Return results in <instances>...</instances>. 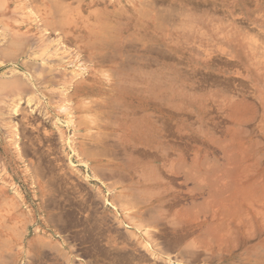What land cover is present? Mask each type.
Instances as JSON below:
<instances>
[{"label":"rangeland","instance_id":"rangeland-1","mask_svg":"<svg viewBox=\"0 0 264 264\" xmlns=\"http://www.w3.org/2000/svg\"><path fill=\"white\" fill-rule=\"evenodd\" d=\"M103 1L0 0V264H264V171L259 166L252 173L251 166L245 174L241 157L248 150L236 146L237 132L233 185L214 194L219 207L202 210L218 220L202 253L196 236L202 232L203 242L209 219L175 228L156 223L143 212L147 193L141 186L130 190L121 179L105 185V193L88 177L93 153L120 166L143 142L139 132L123 128L129 111L123 105L137 92L132 78L156 73L163 57L157 44H133L134 33L140 40L154 36L151 17L143 16L148 13L134 12L135 0ZM214 6L229 11L237 38V23H247L252 47L262 52L264 0H215ZM252 79L262 86V75ZM241 88L235 85L236 92ZM261 126L254 124L252 139H262ZM123 196H133L136 206ZM138 222L146 228L135 227ZM177 239L181 255L167 247Z\"/></svg>","mask_w":264,"mask_h":264},{"label":"crops","instance_id":"crops-1","mask_svg":"<svg viewBox=\"0 0 264 264\" xmlns=\"http://www.w3.org/2000/svg\"><path fill=\"white\" fill-rule=\"evenodd\" d=\"M96 1L101 5L103 0ZM156 2H164L167 9H149L155 38L141 43L157 44L166 56L174 54L177 60L161 53L164 56L156 73L147 70L132 78L137 92L131 95L130 104L123 105L131 112H126L128 118L122 125L139 132L143 142L134 148L131 145L132 151L128 158L120 159V166L106 163L100 156L90 158L88 177L101 184L105 193L108 184L121 179L130 190L141 186L147 192V204L142 208L154 210L148 214L158 219L156 223L175 228L198 226L209 219L203 242L202 232L199 239L196 236L198 250L208 251V229L218 221L208 212L219 207L214 194L233 185L230 162L236 132L240 135L236 146L248 150L241 157L245 174L250 175L251 166L252 173L259 166L264 171V46L257 52L250 42V26L237 23L243 51L236 52L231 44L235 21L229 18V11L222 13L213 7L215 0ZM255 74L262 75V88L253 81ZM235 85L243 91L236 92ZM227 120L228 126L224 125ZM254 124L262 125V139L250 137ZM203 209L208 210L206 214ZM215 248L218 246L210 251Z\"/></svg>","mask_w":264,"mask_h":264},{"label":"bare ground","instance_id":"bare-ground-1","mask_svg":"<svg viewBox=\"0 0 264 264\" xmlns=\"http://www.w3.org/2000/svg\"><path fill=\"white\" fill-rule=\"evenodd\" d=\"M23 1H24V0H23ZM33 1H34V0H33ZM154 1H155V0H135V2H136V4H137V7H135V9L133 8V10H134L135 13H136L138 10L141 11V12H142V11H143V12H146V13L149 12V9H151V10H153V9H155V10H159V9L162 10V8H161V7H158V6H159V4H162V6H163L165 3H164V2H156V1H158V0H156L155 3H154ZM199 1H201V0H199ZM26 2H27V1H26ZM103 2H104V1H103ZM224 2H225V1H224ZM36 3H37V2H36ZM55 3H56V2H55ZM55 3H54L53 5H56V6H57V4H55ZM204 3H205V2H204ZM207 3H208V1H207ZM42 4H43V3H42ZM209 4H210V6H211V3H209ZM209 4H208V5H209ZM30 5H31V4H30ZM36 5H37V4H36ZM201 5H202V3H201ZM222 5H223V4H222ZM25 6H26V5H25ZM34 6H35V5H34ZM50 6L52 7V5H50ZM58 6H59V4H58ZM160 6H161V5H160ZM175 6H176V5H175ZM196 6H197V5H196ZM199 6H200V5H199ZM206 6H207V5H206ZM38 7H39V6H38ZM170 7H172V9L174 8L173 5L170 6ZM197 7H198V6H197ZM211 7H212V6H211ZM211 7H210V8H211ZM214 7H215V6H214ZM263 7H264V6H263ZM0 8H1V7H0ZM52 8H53V7H52ZM52 8H51V9H52ZM200 8H201V7H200ZM163 9H167V8L164 6ZM219 9H220V8H219ZM48 10H49V9H48ZM174 10H175V8H174ZM49 11H51V10H49ZM176 11H177V10H176ZM211 11H213V10H211ZM217 11H218V10H217ZM63 12H64V11H63ZM158 12H161V11H158ZM158 12L155 11V14H154V15L156 16ZM165 12H166V11H165ZM165 12H164V13H165ZM51 13H53V12H51ZM152 13H153V12H152ZM219 13H220V12H219ZM176 14H177V13H176ZM176 14H175V15H176ZM217 14H218V13H217ZM48 15H49V14H48ZM57 15H58V14H57ZM61 15H62V14H61ZM145 15L149 16V13H148V14H144L143 16H145ZM161 15H162V14H161ZM164 15H165V14H164ZM164 15H163V17H164ZM173 15H174V14H173ZM173 15H172V17H173ZM50 16L53 17V15H50ZM134 16L136 17V15H134ZM165 16H166V15H165ZM169 16H171V13H169V14L167 15V17H169ZM180 16H182V15H180ZM61 17H62V16H61ZM94 17H95V16H94ZM139 17H140V16H139ZM172 17H171V18H172ZM31 18H33V17H31ZM63 18H64V17H63ZM140 18H141V17H140ZM173 18H174V17H173ZM175 19H176V18H175ZM241 19H242V18H241ZM164 20H165V19H164ZM32 21H34V20H32ZM166 21H167V20H166ZM170 21H171V20H170ZM172 21H173V20H172ZM245 21H246V20H245ZM44 22H45V21H44ZM50 22H51V21H50ZM241 22H242V21H241ZM44 24H45V23H44ZM51 24H52V23H51ZM161 24H162V23H160V25H161ZM235 24H236V23H235ZM246 24H247V23H246ZM246 24H245V25H246ZM49 25H50V23H49ZM158 25H159V24H158ZM158 25H157V26H158ZM161 26H162V25H161ZM174 26H175V25H174ZM44 27H45V26H44ZM47 27H48V26H47ZM171 27H172V26H171ZM177 27H178V26H177ZM50 28H51V27H50ZM157 28H158V27H157ZM239 28H240V27H239ZM161 29H162V28H161ZM165 29H166V28H165ZM0 30H1V29H0ZM244 30H245V29H244ZM249 30H250V29H249ZM256 32H258V31H256ZM259 32H260V31H259ZM45 34H46V33H45ZM135 34H136V33H134V35H132V36L134 37V39H132V41H135V40H136V42H133V44H134V43H137L138 40H139V42L141 41V42H145V43H146V41H150V40H152V39L155 38V37L153 36V37H151V38H149V39L146 38V39H142V40H140L139 38H137V36H135ZM152 34H153V33H152ZM249 35H250V34H249ZM250 36H251V35H250ZM257 36H259V35H257ZM206 37H207V36H206ZM261 37H262V36H261ZM161 38H162V37H161ZM243 38H245V37H243ZM251 38H252V37H251ZM163 39H164V38H163ZM195 41H196V40H195ZM128 42H129V41H128ZM248 42H249V41H248ZM129 43H130V42H129ZM155 43H156V42H155ZM165 43H166V42H165ZM12 44L14 45L13 42H12ZM137 44H138V43H137ZM231 44H240V45L243 46V44H241V38H240V37L237 38L236 36L234 37V39H233V43H231ZM135 45H136V44H135ZM145 45H146V44H145ZM214 45H215V44H214ZM149 46H150V44H149ZM127 47H130V46L127 45ZM145 47L149 48L148 46H145ZM13 48H14V47H13ZM132 48H133V47H132ZM161 48H162V47H161ZM163 48H164V47H163ZM151 50L153 51V49H151ZM155 50H156V49H155ZM255 50H256V49H255ZM159 51H161V50H159ZM159 51H157V52H158L159 55H161V54L159 53ZM162 51H163V50H162ZM162 51H161V52H162ZM157 52H156V53H157ZM237 52L239 53V51H237ZM9 53H10V52H9ZM153 53H154V52H153ZM162 53H164V55H165V56H164V55L162 54V55L164 56V58H165V57H166V58L168 57V59H170L172 56H174V54L171 55V57H170L169 54H167V56H166V51H165V52H162ZM241 53H242V52H241ZM92 54H93V53H92ZM6 55H7V54H6ZM11 55H12V54H11ZM11 55L8 56V58H9V57H12ZM155 55H156V54H155ZM203 55H204V54H203ZM13 56H14V55H13ZM94 56H95V55H94ZM94 56H93V58H97V59L103 57V56H101V57L99 56V57H98V55H96L97 57H94ZM90 57H91V56H90ZM169 57H170V58H169ZM93 58H90V59L93 61V60H95V59H93ZM104 58H105V56H104ZM6 59H7V58H6ZM155 59H156V58H155ZM171 59H172V58H171ZM173 59H176L175 56L173 57ZM11 60H12V59H11ZM102 60H103V59H102ZM176 60H177V59H176ZM213 60H214V59H213ZM7 61H8V60H7ZM103 61H104V60H103ZM173 61H174V60H173ZM149 62H150V61H149ZM149 62H148V63H149ZM161 62H162V61H161ZM99 63H100V62H99ZM152 63H153V61H152ZM159 63H160V62H159ZM225 63H226V62H225ZM231 63H232V62H231ZM228 64H229V62L227 63V66H228ZM237 64H238V63H237ZM185 65H186V64H185ZM230 65H231V64H230ZM233 65H234V63H233ZM233 65H232V66H233ZM150 66H151V65H150ZM177 66H178V65H177ZM235 66H236V63H235ZM142 67H144V66H142ZM140 68H141V67H140ZM162 68H163V67H162ZM141 69H142V68H141ZM142 70H143V69H142ZM163 70H165V69L163 68ZM163 72H164V71H163ZM166 72H167V71H166ZM187 72H188V71H187ZM194 72H196V71H194ZM144 73H146V72L144 71ZM147 74H148V73H147ZM144 75H146V74H144ZM77 76H78V75H77ZM137 76H138V75H137ZM140 76H141V75H140ZM161 76H162V75H161ZM143 77H144V76H143ZM143 77H142V78H143ZM168 77H169V76H168ZM189 77H190V76H189ZM206 78H207V77H206ZM17 79H18V78H17ZM162 79H163V78H162ZM192 79H193V78H192ZM207 79H208V78H207ZM18 80H19V79H18ZM163 80H164V79H163ZM164 81H165V80H164ZM210 81H211V80H210ZM19 82H20V81H19ZM23 82H24V81H23ZM175 82H176V81H175ZM18 84H20V83H18ZM84 84H85V83H84ZM245 84H246V83H245ZM86 86H87V85H86ZM183 86H184V85H183ZM189 86H190V85H189ZM258 86L262 88L261 85L258 84ZM226 87H227V86H226ZM77 88H78V87H77ZM182 88H183V87H182ZM200 88H201V87H200ZM83 89H84V88H83ZM241 89H242V88H241ZM183 90H184V89H183ZM185 90H186V89H185ZM187 90H188V89H187ZM89 91H90V90H89ZM94 91H95V90H94ZM62 92H63V91H62ZM91 92H92V91H91ZM63 94H64V93H63ZM72 96H73V95H72ZM68 97H69V96H68ZM72 98H73V97H72ZM28 101H29V100H28ZM68 101H69V100H68ZM18 104H19V103H18ZM77 106H78V105H77ZM79 106H80V105H79ZM18 107H19V106H18ZM81 107H82V106H81ZM70 108H71V107H70ZM14 109H15V108H14ZM11 112H12V111H11ZM16 112H17V111H16ZM19 112H20V111H19ZM129 112H131V111H129ZM134 112H135V111H134ZM12 113H14V112H12ZM22 114H24V113H22ZM124 114H125V113H124ZM10 115H11V114H10ZM93 115H94V114H93ZM21 116H22V115H21ZM123 116H125V115H123ZM131 116H132V115H131ZM96 117H97V116H96ZM99 117H100V116H99ZM121 117H122V116H121ZM119 118H120V117H119ZM125 118H126V116H125ZM2 119H3V118H2ZM88 119H89V118H88ZM129 119H130V118H129ZM16 124H17V123H16ZM113 124H114V123H113ZM113 124H111V125H113ZM165 124H166V123H165ZM78 125H79V124H78ZM114 125H115V124H114ZM16 126H17V125H16ZM16 126H15V127H16ZM26 126H27V125H26ZM116 127H117V126H116ZM16 130H17V129H16ZM23 131H24V130H23ZM126 132H127V131H126ZM161 133H162V132H161ZM112 134H113V133H112ZM137 134H138V133H137ZM117 135H118V133H117ZM20 136H21V135H20ZM102 138H104V137H102ZM98 139H99V138H98ZM45 143H46V142H45ZM104 143H106V142H104ZM108 143H109V141H108ZM108 143H107V144H108ZM88 144H89V143H88ZM91 144H92V143H91ZM100 144H101V143H100ZM102 145H103V144H102ZM109 145H110V143H109ZM111 145H112V144H111ZM114 145H115V144H114ZM21 146H22V145H21ZM91 146H92V145H91ZM104 146H105V144H104ZM116 146H118V145H116ZM119 146H120V145H119ZM133 146H134V145H133ZM78 147H79V146H78ZM96 147H97V146H96ZM112 147H113V146H112ZM114 147H115V146H114ZM24 149H25V147H24ZM89 149H90V148H89ZM92 149H93V148H92ZM98 149H99V148H98ZM94 150H95V149H94ZM24 151H25V150H24ZM101 151H102V150H101ZM94 152H95V151H94ZM109 152H110V151H109ZM111 152H112V151H111ZM145 152H146V151H145ZM167 152H169V151H167ZM19 153H20V152H19ZM24 153H25V152H24ZM100 153H101V152H100ZM106 153H107V152H106ZM114 153H115V152H114ZM155 153H156V152H155ZM155 153H154V154H155ZM97 154H98V153H97ZM97 154H96V155H97ZM111 154H112V153H111ZM118 154H119V153H118ZM141 154H142V153H141ZM146 154H148V153H146ZM156 154H157V153H156ZM166 154H168V153H166ZM100 155H101V154H100ZM109 155H110V154H109ZM113 155H114V154H113ZM92 156H93V155H92ZM145 156H146V155H145ZM148 156H149V155H148ZM154 156H155V155H154ZM94 157H95V155H94ZM97 157H98V156H97ZM104 157H105V155H104ZM112 157H113V156H112ZM116 157H117V156H116ZM119 157H120V156H119ZM152 157H153V156H152ZM158 157H159V156H158ZM114 158H115V156H114ZM163 158H164V157H163ZM94 159H95V158H94ZM115 159H116V158H115ZM161 159H162V158H161ZM118 160H119V159H118ZM40 164H41V163H40ZM47 167H48V166H47ZM47 167H46V168H47ZM36 168H37V167H36ZM40 168H41V166H40ZM148 168H149V167H148ZM37 169H38V168H37ZM42 170H43V169H42ZM162 171H163V170H162ZM164 171H165V170H164ZM161 173L164 175V177H166V175L164 174V172H161ZM36 174H37V172H36ZM40 174H41V173H40ZM162 174H161V175H162ZM169 175H170V174H169ZM132 176H133V175H132ZM38 177H39V175H38ZM126 177H127V176H126ZM167 177H169V176H167ZM167 177H166V178H167ZM123 178H124V177H123ZM128 178H129V177H128ZM128 178H127V179H128ZM171 178H172V177H171ZM171 178H170V179H171ZM44 179H45V178H44ZM117 180H118V179H117ZM122 180H123V179H122ZM129 180H130V179H129ZM123 181H124V180H123ZM123 181H122V182H123ZM148 181H150V180H148ZM171 181H172V179H171ZM118 182H119V181H118ZM118 182H117V184L119 185ZM126 182H127V181H126ZM51 184H52V183H51ZM120 184H121V183H120ZM123 184H124V183H123ZM51 186H52V185H51ZM124 190H125V189H124ZM126 190H127V189H126ZM141 190H142V189H141ZM118 191H119V190H118ZM150 191H151V190H150ZM136 192H137V191H136ZM144 192H146V191L144 190ZM138 193H139V191H138ZM141 193H142V192H141ZM146 193H147V192H146ZM127 195H128V194H127ZM132 195H133V194H132ZM134 195H135V194H134ZM215 195H216V193H215ZM120 196H121V195H120ZM68 197H69V196H68ZM116 197H119V196H116ZM123 197H124V196H123ZM123 197H122V199L124 200V202H125L126 199L128 200V202H127V200H126L127 204L130 203L131 199L133 198V196H132V198H131V196H130L131 199L129 198V196H128V197L126 196L127 198L124 197L125 199H124ZM53 198H54V197H53ZM128 198H129L130 200H129ZM134 198H135V197H134ZM214 198H215V197H214ZM55 199H56V198H55ZM118 199H120V198H118ZM132 200H133V199H132ZM134 200L136 201V199H134ZM134 200H133V202H135ZM45 201H46V200H45ZM168 201H169V200H168ZM133 202H131V204H132ZM146 202H147V199H146ZM69 203H70V202H69ZM163 203H164V202H163ZM163 203H162V205H163ZM165 203H166V202H165ZM119 204H120V203H119ZM127 204L125 203V205H123V206H129V205H127ZM133 204L135 205L136 202L133 203ZM133 204H132V206H133ZM137 204H139V203H137ZM173 204H174V203H173ZM177 204H178V203H176V205H177ZM43 205H44V204H43ZM141 205H142V204H141ZM167 205H170V204H168V202H167ZM167 205H166V206H167ZM72 206H73V205H72ZM135 206H136V205H135ZM135 206L132 207V208H135ZM56 207H59V206H56ZM129 207H130V206H129ZM168 207H169V206H168ZM126 208H127V207H126ZM72 209H73V208H72ZM153 209H155V207H154ZM141 210H142V209H141ZM150 210H151V212L154 211V210L152 211V209L150 208V209H147V210H145V211H143V212H145V213L148 215V212H150ZM75 211H76V210H75ZM147 211H148V212H147ZM126 212H127V211H126ZM155 212H156V211H155ZM136 213H137V212H136ZM143 214H144V213H141V215H143ZM146 214H145V215H146ZM152 214H154V213H152ZM145 215H143V216H145ZM133 216H134V215H133ZM177 216H178V215H177ZM128 217H129V216H128ZM128 217H127V218H128ZM130 218H132L131 220H137V219H135L134 217H130ZM130 218H129V220H130ZM145 218H146V217H145ZM182 219H183V218H182ZM173 220H174V219H173ZM139 221H140V219H139ZM142 221H143V222H142ZM145 221H146V220H145ZM179 221H180V220H179ZM130 222H132V221H130ZM146 222H147L148 225L151 223V222L148 223L149 221H146ZM141 223H143L142 225L144 226V223H145L144 220H141ZM89 224H90V223H89ZM139 224H140L139 222H138V225L135 224V227H136V226L139 227V226L141 225V224H140V225H139ZM145 224H146V223H145ZM147 224H146L145 226H147ZM164 224H165V223H164ZM142 225L140 226L141 228H146V227H142ZM100 226H101V225H100ZM177 226H178V225H177ZM138 227H137V228H138ZM99 228H100V227H99ZM89 229H90V228H89ZM91 229H92V228H91ZM95 229H96V228H95ZM97 229H98V228H97ZM87 230H88V229H87ZM165 230H166V229H165ZM182 230H183V229H182ZM93 231H94V230H93ZM99 232H100V229H99ZM143 234H144V233H143ZM149 234H150V233H149ZM85 235H86V234H85ZM147 235H148V234H147ZM155 235H156V234H154L153 236H155ZM189 235H190V234H189ZM128 236H129V235H128ZM149 236H150V235H149ZM149 236H148V237H149ZM160 236H161V235H160ZM148 237H147V239H148ZM156 237H157V236H156ZM162 237H163V236H162ZM165 237H166V236H165ZM165 237H164V239H165ZM123 238H124V237H123ZM160 238H161V237H160ZM121 239H122V238H121ZM161 239H162V238H161ZM166 239H167V241H168V238H166ZM157 240H158V239H157ZM159 240H160V239H159ZM177 240H178V239H177ZM127 241H128V240H127ZM153 241H154V240H153ZM153 241H152V242H153ZM161 241L163 242V241H166V240H161ZM179 241H180V239H179L178 241H175L173 244L171 243V242H173V241L169 242L170 244L167 246V247H169L168 250H171V251H179V253H180V255H181V254H182V251H181V250H183V249H182L183 247H182V248L179 247V246H180V243H181V242H179ZM154 242H155V241H154ZM106 243H107V242H106ZM121 243H122V242H121ZM165 243H166V242H165ZM165 243H163V244H165ZM167 243H168V242H167ZM102 244H103V243H102ZM153 245H154V244H153ZM157 245H158V244H157ZM160 245H162V244H160ZM160 245H159V246H160ZM108 246H109V245H108ZM154 246H155V245H154ZM163 247H164L163 249H164V251H165V246L163 245ZM142 248H143V247H142ZM185 248H186V247H185ZM122 249H123V248H122ZM188 249H189V248H188ZM159 250H160V252H161L162 248H161V249L159 248ZM168 250H167V251H168ZM223 250H226V248L223 247ZM115 251H116V252H120L117 248H115ZM122 251H127V250H122ZM186 251H187V249H186ZM195 253H196V251H195ZM201 253H202V252H201ZM206 253H207V252H206ZM121 254H122V253H121ZM123 254H124V253H123ZM131 254H132V253H131ZM163 254H165V252H164ZM112 255H113V254H112ZM114 255H115V254H114ZM124 255H125V257L127 256V254H124ZM159 255H160V254H159ZM169 255H170V254H169ZM190 255H191V253H190ZM203 255H207V257H208L209 253H208V254H203ZM139 256H140V255H139ZM150 256H152V255H150ZM200 256H201V255H200ZM117 257H118V256H117ZM125 257H124V260H125ZM127 257H128V256H127ZM132 257H133V256H132ZM192 257H193V256H192ZM128 258H129V257H128ZM136 258H137V257H136ZM141 258H142V257H141ZM141 258H138V259H141ZM147 258H148V257H147ZM158 258H159V257H158ZM170 258H171V257H170ZM204 258H205V257H204ZM205 259H206V258H205ZM159 260H160V259H159ZM177 260H178V259H177ZM206 260H207V259H206ZM121 261H122V260H121ZM141 261H142V259H141ZM155 261H156V260H155ZM162 261H163V260H162ZM123 262H124V261H123ZM131 263H133V262H131ZM156 263H157V262H156Z\"/></svg>","mask_w":264,"mask_h":264}]
</instances>
